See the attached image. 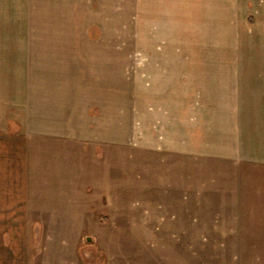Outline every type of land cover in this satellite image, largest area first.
I'll list each match as a JSON object with an SVG mask.
<instances>
[{
  "label": "rangeland",
  "instance_id": "1",
  "mask_svg": "<svg viewBox=\"0 0 264 264\" xmlns=\"http://www.w3.org/2000/svg\"><path fill=\"white\" fill-rule=\"evenodd\" d=\"M39 1L0 47L70 102L0 135V264H264V0Z\"/></svg>",
  "mask_w": 264,
  "mask_h": 264
},
{
  "label": "crops",
  "instance_id": "2",
  "mask_svg": "<svg viewBox=\"0 0 264 264\" xmlns=\"http://www.w3.org/2000/svg\"><path fill=\"white\" fill-rule=\"evenodd\" d=\"M158 3H161V1H158ZM59 8L53 3L43 1L23 3L21 5H3L0 3V26L76 24L70 18L62 19L64 22L60 23L61 18L43 16V10L53 11ZM70 8L76 9L72 6ZM157 9H163L162 3L157 5ZM207 9L209 8L204 10ZM8 11L13 12L9 13ZM183 23L184 21L181 24ZM9 47L5 45L0 47V135L5 133V130L8 134L19 127L22 130L21 132L24 130V137L26 138L28 137V131L31 132V135H38V133L43 132L44 128H49L45 127L49 123L56 127L61 122V119L65 120L64 116L70 102L69 94L60 93L57 82H46L42 70L38 69V65L31 69L30 81L27 64L26 66H20V73H11L13 72L11 68L13 56L12 49L9 50ZM24 51L26 53V49ZM46 52H52V50ZM20 56L24 57L22 54ZM17 74H20L19 78ZM252 84L254 85V83ZM251 85L250 87L254 88ZM54 129V127L51 128L52 131Z\"/></svg>",
  "mask_w": 264,
  "mask_h": 264
}]
</instances>
